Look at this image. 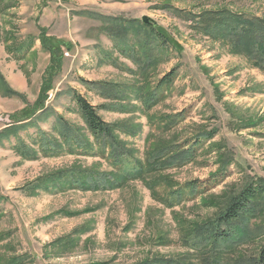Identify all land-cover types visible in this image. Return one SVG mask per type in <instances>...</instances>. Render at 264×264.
Returning a JSON list of instances; mask_svg holds the SVG:
<instances>
[{
	"label": "rangeland",
	"instance_id": "rangeland-1",
	"mask_svg": "<svg viewBox=\"0 0 264 264\" xmlns=\"http://www.w3.org/2000/svg\"><path fill=\"white\" fill-rule=\"evenodd\" d=\"M220 8L264 17V0H0V130L39 96L51 57L42 47L45 29L71 47L62 46L63 69L47 106L77 129L90 150L74 144L70 151L54 113L0 137V264H135L186 255L198 264L184 244V227L213 216L218 199L264 178V73L191 26L190 13ZM144 16L173 49L162 50L153 39L147 44L138 27ZM111 19L122 22L117 36L124 42L103 31ZM172 69L173 82L160 86ZM74 90L99 107L132 149L124 162L101 152ZM151 95L157 96L153 102ZM207 131L214 135L202 141L193 160L149 172L144 180L96 191L51 181L70 168L121 171L128 161L145 166L151 150ZM224 165V181L203 188ZM146 182L155 184L153 191ZM190 182L197 186L181 201L172 207L163 202ZM263 243L264 236L246 242L229 261L258 252Z\"/></svg>",
	"mask_w": 264,
	"mask_h": 264
},
{
	"label": "trees",
	"instance_id": "trees-1",
	"mask_svg": "<svg viewBox=\"0 0 264 264\" xmlns=\"http://www.w3.org/2000/svg\"><path fill=\"white\" fill-rule=\"evenodd\" d=\"M191 26L196 31L207 35L214 40L224 43L231 52L238 53L264 73V17L245 12H236L228 8L205 10L201 13H190ZM111 19L103 31L112 37L117 43L124 42L118 37L119 30H122V22L117 25ZM125 20H123L124 22ZM135 22V21H134ZM129 25V24H126ZM131 26V25H129ZM128 26V27H129ZM138 27L143 30L147 39L158 42L162 50L173 49V44L164 31L153 24H146L143 21ZM123 32V31H122ZM42 47L51 55L41 83V89L37 100L27 107L12 115L13 124L0 130V137L10 132H18L29 125H35L40 118H47L52 113L56 116L57 126L62 129V136L66 139L70 151L74 147L89 152V145L82 142L76 128L71 126L63 116L47 106L49 92L54 89L56 77L62 72L64 65V54L62 46L67 50L71 47L64 41L58 40L46 34L41 29ZM176 69H172L162 76L158 84L167 86L175 78ZM90 85L101 84L90 82ZM101 93L104 89H101ZM73 97L81 115L88 127L90 134L97 143H100L101 152L108 151L114 163L124 162L132 153V149L126 148L115 134L112 124L106 122L99 114V107L91 104L82 94L73 91ZM157 96L151 95L149 101L153 102ZM181 113L175 114L170 120L175 123ZM176 119V120H175ZM44 132L42 131V134ZM214 132L207 131L197 135L195 138H188L184 142L165 145L151 150L147 155L145 166L136 161H128L130 164L121 171L96 172L91 168H70L66 172L52 174L51 179L58 183V178L70 184V187L82 190H110L121 187L125 183L137 179L144 180L149 172L161 171L174 166H182L189 163L196 156L198 147L203 140H210ZM45 139L42 138V141ZM221 167L202 184L203 188H212L221 184L226 176V169ZM61 172V173H60ZM49 177L45 178L46 181ZM152 191L155 188L153 182L145 183ZM58 187L59 184H56ZM197 185L194 182L186 184L185 187L177 186L168 194L163 202L169 207L172 201H181L185 192L193 190ZM187 189V190H186ZM158 199V198H157ZM215 214L202 222L193 223L190 227H184L183 241L198 259V264H264V243L254 254H240L230 260L233 252L240 249L246 242L264 236V221L258 222L264 215V178H253L244 184L242 188L231 195L218 199ZM172 207V206H171ZM228 256V257H227ZM192 256L165 257L158 256L147 258L135 264H197L192 261ZM101 264V263H100Z\"/></svg>",
	"mask_w": 264,
	"mask_h": 264
},
{
	"label": "water",
	"instance_id": "water-1",
	"mask_svg": "<svg viewBox=\"0 0 264 264\" xmlns=\"http://www.w3.org/2000/svg\"><path fill=\"white\" fill-rule=\"evenodd\" d=\"M142 20H143V22L144 23H146V24H155V22L150 18V17H148V16H144L143 18H142Z\"/></svg>",
	"mask_w": 264,
	"mask_h": 264
}]
</instances>
